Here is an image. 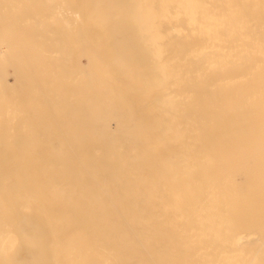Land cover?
Returning <instances> with one entry per match:
<instances>
[{
	"label": "bare ground",
	"instance_id": "6f19581e",
	"mask_svg": "<svg viewBox=\"0 0 264 264\" xmlns=\"http://www.w3.org/2000/svg\"><path fill=\"white\" fill-rule=\"evenodd\" d=\"M0 264H264V0H0Z\"/></svg>",
	"mask_w": 264,
	"mask_h": 264
}]
</instances>
